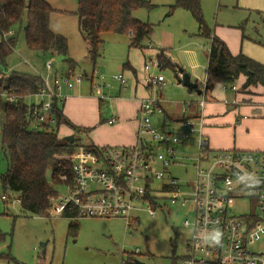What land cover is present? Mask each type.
Listing matches in <instances>:
<instances>
[{"label":"rangeland","instance_id":"374dc122","mask_svg":"<svg viewBox=\"0 0 264 264\" xmlns=\"http://www.w3.org/2000/svg\"><path fill=\"white\" fill-rule=\"evenodd\" d=\"M46 1L56 9L50 16V26L53 31L68 39V53H44L30 49L25 42L27 14L24 13L22 20L13 27V52L7 57L6 64H1L0 67V71L7 75L1 76L0 73V77H8L12 70L38 73L49 81L55 75L64 78L72 74L70 80L73 89L68 91L70 97L65 109L70 120L79 127L74 129L71 125L62 123L58 127L57 124L52 125V128H58L61 136L74 134L78 144L89 146L93 142L99 145L116 143L109 140L117 138L115 136L119 132L116 129L119 121L115 125L106 123L112 114L117 116L115 109L118 103L113 97H125L127 94L142 97L146 93L144 87L140 86L136 94L130 89L119 95L121 83L114 76L122 73L126 80L125 86L134 84L137 79L143 80L146 73L145 61L155 58L158 48L164 49L184 72L177 76L170 66L162 68L156 65H152L149 70L153 74L164 75L166 83L158 89V93L162 94L167 113L174 117L183 114L181 111L185 102H197L203 98L199 90L205 89L207 79L213 85V99L219 100L225 96L231 101L235 94L231 90L224 93L222 85L241 86V79L216 77L208 70L210 40L199 35L198 23L189 10L177 9L171 13V5L175 0H146L150 2V7L134 11L135 17L153 25L152 34L142 42L143 48L130 47L128 35L108 32L102 35L103 42L98 46L95 60L89 56V43L79 30L75 14L77 0ZM201 8L208 26L226 42L233 54L242 52L264 64V0H201ZM49 61H52L51 71L46 67ZM128 62L136 69L137 75L123 68L122 64ZM185 74L190 76L193 83H197L196 89L190 90L189 86L183 84ZM79 76L83 77L81 81L76 80ZM62 85L63 92H67L65 83L62 82ZM250 89L259 91L260 87ZM156 94L154 88L152 95ZM103 95L106 100H98ZM252 98L255 103L251 105L234 106L225 103L226 108L222 110L228 112L227 115L237 111V116H241V119L243 116L252 119L264 114V92L252 95ZM36 101L38 97L25 99L27 104ZM206 108L204 116L209 129L206 128L204 135L211 150L256 149L241 145L251 139L252 134L247 136V129L250 128V132L263 131L264 122H245L236 131L219 132L215 137L223 144L230 142L231 145L222 146L221 142L217 145L210 129L227 127V123L219 122L216 125L210 122L209 119L215 122L216 117L222 115H209ZM161 117V113L157 112L151 117L152 122L158 124ZM239 122L236 117L237 128L242 124ZM29 128L34 127L31 125ZM234 140L237 143L234 144ZM195 151V146H189L186 150L192 156H195ZM195 162V159L183 158L181 164L171 167V174L179 179L180 185L189 187L193 183ZM7 168L8 160L0 134V264H122L129 254L134 253L145 264H163L169 263V256L173 252L179 255L185 252L191 228L184 225V219L189 217L192 220L193 211L190 207L188 210L177 207L168 197H162L157 200L161 206L154 208L155 215L150 216L146 208L151 203L145 202L144 209L133 212L140 220L133 231L120 217L74 218L54 214L52 209L49 210L51 214L40 216L23 209L17 200V192L4 190L2 176ZM4 194L8 200L2 198ZM67 194V187L61 186L60 195L65 197ZM163 195L169 196L165 193ZM249 203L248 199L242 198L232 201L230 206L241 212ZM73 223L77 225L71 226Z\"/></svg>","mask_w":264,"mask_h":264},{"label":"built area","instance_id":"2783aa9c","mask_svg":"<svg viewBox=\"0 0 264 264\" xmlns=\"http://www.w3.org/2000/svg\"><path fill=\"white\" fill-rule=\"evenodd\" d=\"M13 35V29L0 30V43H9ZM162 50L156 49V57L146 60L144 65V81L156 89L162 88L166 79L163 74H153L149 70L152 65L163 67L164 62L158 54L163 52L166 58L171 57ZM46 67L51 71L52 61L47 62ZM40 76L43 85L24 97V101L38 97L36 102H25L29 126L35 131L51 129L56 124L54 104H63L70 97L68 91L73 89L72 74L64 78L55 75L51 81ZM82 78L79 76L76 80ZM114 78L121 84L126 83L122 73ZM62 82L67 92H63ZM223 88L238 89L236 85H223ZM4 95L9 101L21 97ZM205 103L203 96L198 101L200 111L190 114L192 102H185L182 118L172 122L167 119L165 123L170 126L160 128L151 117L162 111V98L158 94L141 98L136 142L103 144L95 150L78 145L71 154L73 185L67 187V196L59 194L53 198L50 209L54 214L67 212L76 217H120L133 231L140 222L133 212L144 209L145 202L151 203L146 197L149 190L155 202L168 197L177 207L187 210L190 207L193 211L192 220L184 219V225L191 228L185 252L174 253L169 263L163 264H264V148L211 150L204 135ZM224 103H238V100L224 99ZM116 120L112 116L107 122L112 124ZM189 146H195V156L186 152ZM183 158L196 160L195 178L189 187L180 185L179 179L171 174V167L181 164ZM2 198L8 200L5 194ZM242 198L250 203L237 212L230 203ZM146 209L150 216L155 215L152 203ZM216 229L222 234L220 244L204 243L203 237ZM122 264L127 263L123 261Z\"/></svg>","mask_w":264,"mask_h":264},{"label":"trees","instance_id":"16d2710c","mask_svg":"<svg viewBox=\"0 0 264 264\" xmlns=\"http://www.w3.org/2000/svg\"><path fill=\"white\" fill-rule=\"evenodd\" d=\"M75 14L83 37L88 41V53L91 59L98 56V46L103 42L104 33H117L129 36L130 47H142L144 39L153 32V25L143 22L134 16V11L141 7H150L146 0H77ZM177 9L191 12L198 23V33L210 40L208 54V70L216 77L239 78L244 76L243 88L250 91L252 86L264 88V64L258 60L239 52L233 54L226 42L218 37L206 23L201 0H175L171 5V13ZM56 9L46 0H0V30L9 31L27 14L24 27L25 42L32 50L44 53L67 54L68 39L56 33L50 26V16ZM15 38L10 37L9 43H0V63L6 64L7 57L13 52ZM164 51V50H162ZM164 66H173L171 57L164 53L158 54ZM127 65V64H125ZM177 66V65H175ZM177 71L183 72L178 67ZM1 76L7 75L0 72ZM179 74L177 73V76ZM40 75L12 70L8 77H0V134L2 137L4 154L8 160V168L2 176L4 190L18 193L17 200L24 210L36 215H49L53 198L60 194V187H69L74 182L71 154L80 144L71 142L61 136L58 128L35 131L29 128L30 120L26 115L27 104L24 97L36 92L43 85ZM207 88H211V80L206 81ZM4 94L21 96L16 101H9ZM57 127L69 124L74 129L79 126L73 124L63 112V107L54 104ZM95 150L97 145L86 146ZM49 172V175H48ZM168 188V186H166ZM146 197L151 200L153 208L161 205L148 190ZM76 218L75 214L63 213ZM76 223L71 226H76ZM174 252L169 256V258ZM135 253L129 254L125 260L127 264H137Z\"/></svg>","mask_w":264,"mask_h":264},{"label":"crops","instance_id":"0c3cea01","mask_svg":"<svg viewBox=\"0 0 264 264\" xmlns=\"http://www.w3.org/2000/svg\"><path fill=\"white\" fill-rule=\"evenodd\" d=\"M175 11H177V10H175ZM140 48H143V46L140 47ZM171 62H172L171 64L173 66H170V67L176 73V69L175 68L177 66H175V65H178V64L176 62H174L173 59L171 60ZM125 64H127V65H125ZM122 66H123V68H127L130 71H133L137 75L136 69L129 62L122 64ZM164 67H166V66H164ZM179 69H181V68H179ZM182 73H184V72H180L179 75L182 74ZM238 79H241V86L238 87V89L236 91H232L231 90L235 94L234 98L238 100V103H228V105L232 104L234 106H238V105H251V104L255 103V102H252L253 101L252 100L253 99L252 95L263 94L264 88L262 86H257V88L260 87L261 91L260 90L259 91H255V90H251L250 88L256 87V86H252V87L249 88L251 92H248L247 89L243 88V83H244L245 77L244 76H240ZM140 86L142 88L144 87L143 89L145 90V93H146L142 97H137V96H134V95L127 96L128 94L125 97H122V96L121 97L120 96L113 97L114 101L118 103L117 106H116V109H115L117 116L112 114L111 117L115 116L117 118V120L114 123L109 124L107 122V120L109 119L108 118L106 120V123H108L109 125H115V123L118 124L117 122L119 121V124L117 125L118 128H116L119 132L115 136L117 138L116 139L114 138V140H109V141L116 142L115 143L116 145H126V144H132V143L136 142V140H137L136 133H137V124H138V112H139V108H140V99L143 98V97H146V96H151L153 94V91H154V88L152 86L146 84L144 79L143 80L139 79V81L137 79V81L134 84H130L129 86H125V83L121 84L120 87L118 88V94L119 95L124 90L126 92V91H129L130 89H131V92H134L136 94V93H138ZM212 87H213V85L211 86V88L208 89L207 88V84H206L205 89L202 90L201 94H203V92L205 91L203 96L206 98V103H205V106L203 108V114H204V110H205V108L207 106L206 110L209 113V115H213L211 113H216L217 115H219L218 113H221V115H222V116L216 117V121L215 122L212 121V119H209L210 122L215 123L216 125H218L217 123H219V122L220 123H227V125L225 124L227 127H223V126H219V127H216V128L214 127L212 129H210V131H212V132L208 131V132L213 134L214 140L216 142H218L217 145H219L220 142H221L220 145H222V146L229 147L231 145L230 142L223 144V142L220 141L219 138L215 137V134H217L219 132L231 131V130L236 131L237 129L243 127V123H245V122L246 123L247 122L261 123V124H262V122H264V114H262V115H260L258 117H253L252 119H249L248 116H243V118L241 119V116H239V117L237 116V111H235V112L233 111L231 113V115H227L228 112L222 110V108H226L224 100H223V99H226L225 96L223 98L219 99V100L218 99H213L215 97H213L211 95ZM241 88H242V90H241ZM190 90H191V88H190ZM222 90H223L224 93H227L229 91V90H224L223 85H222ZM156 93L159 94V96H161V98H162V111H157L158 113H161L162 117L159 119V123L155 124V125L160 127V128L168 127L170 125L165 123V120L168 119L170 122H172V121L181 119L182 116H183L182 113H181L180 117H174L173 114L170 115L169 113H167L168 109L164 105V100H163L162 94L158 93V89H156ZM240 96H241V98H240ZM98 100L105 101L106 99L98 97ZM66 101L62 104V107H63V112H64L65 116L67 118H69V116L67 115L66 109H65ZM191 102H192V111L190 112V114H194L196 112H199L200 108L198 106V101L197 102L191 101ZM214 109H215V112L213 111ZM157 112H155L153 116H155V114ZM181 112H183V111H181ZM236 117H237L238 122L240 121L239 123L240 124L242 123L240 125V127H238V128H237V125L235 124ZM219 119H220V121H218ZM243 119H245V120L247 119V120L243 121ZM69 120H70V118H69ZM206 120L208 121V119H206ZM73 124H75V123H73ZM75 125H77V124H75ZM97 125H98V123H96V126ZM246 125L247 126H251L250 124H246ZM206 128L207 127H205V130H206ZM207 129H209V127ZM247 132H248L247 136H250L251 134H252V136H251V139L249 140V142H247L245 144L242 143V145H241L242 147H249V148H256V149L264 148V130L263 131L260 130L259 132H257V131L250 132V128H248ZM233 143L234 144L237 143L236 140H234ZM92 144L95 145V146L99 145V143H94V142ZM101 144L103 145L104 143H101ZM105 144H107V143H105Z\"/></svg>","mask_w":264,"mask_h":264},{"label":"water","instance_id":"95a60500","mask_svg":"<svg viewBox=\"0 0 264 264\" xmlns=\"http://www.w3.org/2000/svg\"><path fill=\"white\" fill-rule=\"evenodd\" d=\"M183 84L184 85H187L189 86L191 89H196L198 87L197 83H193L191 80H190V76L188 74H185L184 77H183ZM199 93L201 94L202 93V90H199ZM68 140H70L71 142L74 141V134H70V135H66L65 136ZM136 263L137 264H145L143 261H141L140 259H137L136 260Z\"/></svg>","mask_w":264,"mask_h":264},{"label":"clouds","instance_id":"9594fccd","mask_svg":"<svg viewBox=\"0 0 264 264\" xmlns=\"http://www.w3.org/2000/svg\"><path fill=\"white\" fill-rule=\"evenodd\" d=\"M221 232L219 229L214 230L209 235L203 237V242L206 244L219 245L221 241Z\"/></svg>","mask_w":264,"mask_h":264}]
</instances>
